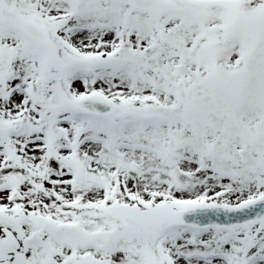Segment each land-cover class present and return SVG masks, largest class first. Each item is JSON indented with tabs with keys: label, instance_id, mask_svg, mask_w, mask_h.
<instances>
[{
	"label": "snow or ice",
	"instance_id": "snow-or-ice-1",
	"mask_svg": "<svg viewBox=\"0 0 264 264\" xmlns=\"http://www.w3.org/2000/svg\"><path fill=\"white\" fill-rule=\"evenodd\" d=\"M0 264H264V0H0Z\"/></svg>",
	"mask_w": 264,
	"mask_h": 264
}]
</instances>
